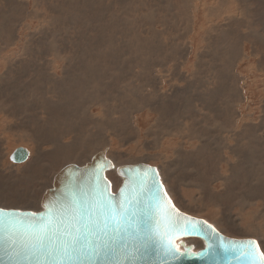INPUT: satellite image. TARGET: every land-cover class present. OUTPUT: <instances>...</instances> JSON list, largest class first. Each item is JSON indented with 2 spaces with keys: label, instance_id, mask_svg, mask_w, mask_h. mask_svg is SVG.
<instances>
[{
  "label": "rangeland",
  "instance_id": "374dc122",
  "mask_svg": "<svg viewBox=\"0 0 264 264\" xmlns=\"http://www.w3.org/2000/svg\"><path fill=\"white\" fill-rule=\"evenodd\" d=\"M106 149L264 251V0H0V207Z\"/></svg>",
  "mask_w": 264,
  "mask_h": 264
},
{
  "label": "snow or ice",
  "instance_id": "6c2138e0",
  "mask_svg": "<svg viewBox=\"0 0 264 264\" xmlns=\"http://www.w3.org/2000/svg\"><path fill=\"white\" fill-rule=\"evenodd\" d=\"M105 167L95 168L90 186L79 191L69 188L40 215L6 212L0 207V252L12 264H140L154 251L156 260L151 264L157 260L170 264L180 247L174 245L178 229L182 227L187 234L190 226L197 235L209 237L215 233L207 221L193 220L176 207L156 169L138 174V191L131 200H125L124 189H120L121 199L116 203V197L107 191L113 181L103 175ZM230 243L237 247V242ZM238 247H247L243 255L253 264L257 255L259 264H264V251H259L256 241L239 242ZM196 255L202 258L208 252Z\"/></svg>",
  "mask_w": 264,
  "mask_h": 264
},
{
  "label": "water",
  "instance_id": "95a60500",
  "mask_svg": "<svg viewBox=\"0 0 264 264\" xmlns=\"http://www.w3.org/2000/svg\"><path fill=\"white\" fill-rule=\"evenodd\" d=\"M108 152V149L98 152L92 157L89 162H87L83 166L70 164L64 167L54 177L52 188L45 191L41 200V209L40 211L36 212L37 215L47 212L48 207L52 206L56 203V201L64 197L65 194L68 192L69 188L75 191H79L82 186H90V182L93 179L95 168L98 166L107 165V167H105L103 170V175L105 177H107L108 172L116 171L117 175L121 179V185L117 192H113L112 183L107 189L109 193L116 197V203H118L121 199L120 189H124L123 196L125 200H131L133 198L135 193L138 191L136 177L139 173L143 172V170L152 168L158 170L159 172L158 168L146 163L116 166L107 157ZM29 157L30 152L26 148L20 147L12 153V155L10 156V161L12 164L19 165L27 162ZM112 165H115V168H113ZM149 175H151V173H149ZM159 179L162 180L160 172ZM133 207H135V205H133ZM4 210L6 212H22L25 215L34 212L16 209ZM181 212L193 220L205 221L203 219L189 215L183 211ZM212 228L215 229V233L211 237L206 235H197L195 232H193L190 226L188 228L187 234L184 233L182 227L178 229L179 236L174 237V245H179L180 247L177 253V259L170 260V264H253L250 257L243 255V253L248 252L247 247L241 249L238 247V245L239 242L256 240L230 238L219 232L214 226H212ZM208 231L211 232V229H208ZM189 239H200L203 242V248L197 249L195 245L187 244V240ZM232 241L237 242V247L235 249L230 243ZM209 244L212 245L211 248H208ZM189 249H191V252H189ZM205 250H207L208 252L207 256L201 258L196 255L197 253L204 252ZM259 251H262L261 246L259 248ZM152 260H156V253L154 251L150 254L149 260L141 261L140 264H151ZM259 260L260 257L259 255H257L256 264H259ZM0 264H12V261L9 259L8 255L4 252H0ZM25 264H28V262L26 261ZM98 264H103V261L98 262ZM156 264H160V261L157 260Z\"/></svg>",
  "mask_w": 264,
  "mask_h": 264
},
{
  "label": "bare ground",
  "instance_id": "6f19581e",
  "mask_svg": "<svg viewBox=\"0 0 264 264\" xmlns=\"http://www.w3.org/2000/svg\"><path fill=\"white\" fill-rule=\"evenodd\" d=\"M92 60V59H91ZM93 61V60H92ZM95 90H97V89H95ZM157 98V97H156ZM111 111V110H110ZM147 125V124H146ZM161 125V124H160ZM157 126V125H156ZM15 151V150H14ZM101 152V151H100ZM97 154V153H96ZM12 155V154H11ZM10 155V156H11ZM79 158V157H78ZM92 159V158H91ZM70 165V164H69ZM68 166V165H67ZM117 166V165H116ZM121 166H123V165H121ZM125 166V165H124ZM66 167V166H65ZM116 172V171H115ZM117 173V172H116ZM110 176L111 177H113L114 178V175L113 174H110ZM54 180V179H53ZM42 184V183H41ZM48 190V189H47ZM46 191V190H45ZM45 193V192H44ZM44 195V194H43ZM43 197V196H42ZM42 200V199H41ZM40 206H41V203H40ZM7 210V209H6ZM228 237V236H227ZM230 238H232V237H230ZM197 246H201V243H198V245Z\"/></svg>",
  "mask_w": 264,
  "mask_h": 264
}]
</instances>
